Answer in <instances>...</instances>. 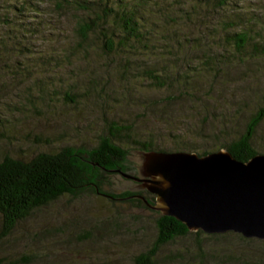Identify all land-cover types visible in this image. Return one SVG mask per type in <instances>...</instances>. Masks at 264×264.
<instances>
[{
	"label": "rangeland",
	"instance_id": "374dc122",
	"mask_svg": "<svg viewBox=\"0 0 264 264\" xmlns=\"http://www.w3.org/2000/svg\"><path fill=\"white\" fill-rule=\"evenodd\" d=\"M36 2V15L28 6L21 16L9 15L15 31L0 26L18 35L17 52L0 74V159L28 161L113 137L128 150L129 174L138 177L142 145L197 156L223 151L259 110L250 147L264 156V54L242 62L229 40L243 31L264 49V0H229L225 8L214 0H145L137 8L145 48L119 47L105 21L92 27L72 3L56 10L52 0ZM16 4L0 0L6 9ZM83 23L91 30L81 40L76 29ZM148 69L161 86L144 75ZM101 190L145 195L118 175L106 177ZM157 218L135 202L62 196L0 239V264H130L154 242ZM154 264H264V244L189 232L161 246Z\"/></svg>",
	"mask_w": 264,
	"mask_h": 264
},
{
	"label": "trees",
	"instance_id": "16d2710c",
	"mask_svg": "<svg viewBox=\"0 0 264 264\" xmlns=\"http://www.w3.org/2000/svg\"><path fill=\"white\" fill-rule=\"evenodd\" d=\"M33 1L36 5L38 0ZM103 1L104 3L110 2V5L106 7L102 5L101 7L100 0L95 1V3L80 0H52V7L56 10H62L66 5L72 3L75 11L88 15V20L93 21L90 24L92 27H97L99 21H105L106 28L111 29V34L116 37L119 47L126 44L128 46L138 44L145 48L148 45V43L143 42L146 40L143 36L145 27L140 23L141 18L138 17L139 12L137 10L140 5L145 3V0ZM214 1L220 8H225L226 3L229 2V0ZM27 6L33 14H37L34 9L36 7L31 5V0H17L16 5L7 9L0 5V21L5 22L0 26L2 25V28L8 26L15 31L14 23L9 24L8 17L13 13L21 16ZM108 18H112L113 26L107 24ZM90 30L89 25L83 23L78 25L76 32L80 39L84 40ZM101 38L104 39V44L108 43L106 41L109 40L108 36L101 34ZM229 40L234 47L233 52L236 54L234 57L242 62L264 54L263 45L249 43L248 35L243 31L232 33L229 35ZM16 41H18V35L14 32H0V74L4 69H8V63L17 52ZM13 44L14 47H12ZM249 45L250 48L248 49ZM161 70L165 71L162 68ZM153 71L154 69H148V72L144 71V75L150 76L149 80L152 83L161 86L160 75L153 74ZM62 100L70 102L65 95L62 96ZM262 116L261 110L251 116L245 125L244 132L235 141L224 147V151L229 153L234 160L243 163L256 155L250 147V140ZM139 149L142 152L152 151L150 147L145 145ZM155 152L164 151L157 150ZM205 154L202 153L200 156ZM127 155L128 150L115 144L113 137L104 136L100 137L95 146L89 149L65 146L53 153H39L28 161L9 156L2 157L0 159V239L6 236L18 222L26 219L32 211L62 196L77 197L90 193L103 196L112 202L127 201L144 206L141 200L135 198L138 193L111 194L101 190L102 186L106 184V177L119 176L120 173L130 175L126 161ZM139 195L142 200L146 201V204L152 205V195L146 192L145 195ZM155 213L158 214L155 221L156 238L146 251L134 256L130 264H154L155 255L161 246L175 238L185 237L189 233L176 220ZM200 234L203 233L194 232V235ZM231 234L236 235L240 240L244 239L231 232L220 235H203L208 238H217Z\"/></svg>",
	"mask_w": 264,
	"mask_h": 264
},
{
	"label": "water",
	"instance_id": "95a60500",
	"mask_svg": "<svg viewBox=\"0 0 264 264\" xmlns=\"http://www.w3.org/2000/svg\"><path fill=\"white\" fill-rule=\"evenodd\" d=\"M139 176L120 173L153 196L145 207L170 217L187 232L220 235L231 232L264 243V156L246 162L226 151L141 153Z\"/></svg>",
	"mask_w": 264,
	"mask_h": 264
},
{
	"label": "flooded vegetation",
	"instance_id": "af4514ba",
	"mask_svg": "<svg viewBox=\"0 0 264 264\" xmlns=\"http://www.w3.org/2000/svg\"><path fill=\"white\" fill-rule=\"evenodd\" d=\"M146 192V191H145ZM138 196V195H137ZM140 196V195H139ZM140 201V200H139ZM146 202V201H145ZM152 202H153V199H152ZM153 204V203H152ZM144 205V204H143ZM145 206V205H144Z\"/></svg>",
	"mask_w": 264,
	"mask_h": 264
}]
</instances>
